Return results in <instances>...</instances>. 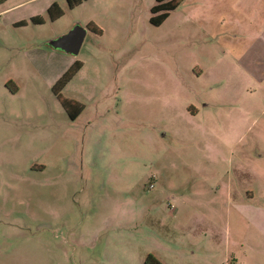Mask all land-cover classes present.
Here are the masks:
<instances>
[{
  "label": "rangeland",
  "instance_id": "1",
  "mask_svg": "<svg viewBox=\"0 0 264 264\" xmlns=\"http://www.w3.org/2000/svg\"><path fill=\"white\" fill-rule=\"evenodd\" d=\"M58 3L0 14V264H264V0Z\"/></svg>",
  "mask_w": 264,
  "mask_h": 264
},
{
  "label": "trees",
  "instance_id": "2",
  "mask_svg": "<svg viewBox=\"0 0 264 264\" xmlns=\"http://www.w3.org/2000/svg\"><path fill=\"white\" fill-rule=\"evenodd\" d=\"M3 0H0V2ZM83 0H67V3L70 7L77 5ZM183 0H155L154 5L151 7L150 12V22L153 25H160L169 15V13L177 8L179 4ZM57 12L56 14H54ZM47 13L54 18H58L62 15L61 11L57 8L55 4L51 5L48 8ZM32 22L40 23V20L37 19H31ZM24 22H19L17 25H23ZM89 29H92L96 32H99L100 29L93 23H90L88 26ZM81 67L80 62H75L74 65H72L67 71H65L62 76L53 84L52 89L54 93L59 98L62 106L65 108V110L68 111L71 118H75L77 115H79L81 111V107L76 105V103L73 100L63 98L61 96V93H59V89H62L66 82L73 76V74L78 71ZM76 106V107H75ZM145 264H162L154 255L148 254L145 258Z\"/></svg>",
  "mask_w": 264,
  "mask_h": 264
},
{
  "label": "crops",
  "instance_id": "3",
  "mask_svg": "<svg viewBox=\"0 0 264 264\" xmlns=\"http://www.w3.org/2000/svg\"><path fill=\"white\" fill-rule=\"evenodd\" d=\"M53 4L57 8L60 7L58 0H3L0 2V14L9 15L10 18H13L11 21L13 26H27L29 22H32L31 19L41 21L42 14L47 13L48 8ZM19 22H24V24L17 25Z\"/></svg>",
  "mask_w": 264,
  "mask_h": 264
},
{
  "label": "water",
  "instance_id": "4",
  "mask_svg": "<svg viewBox=\"0 0 264 264\" xmlns=\"http://www.w3.org/2000/svg\"><path fill=\"white\" fill-rule=\"evenodd\" d=\"M86 33L87 28L77 24L66 33L50 40L49 45L53 48L76 55L83 44Z\"/></svg>",
  "mask_w": 264,
  "mask_h": 264
}]
</instances>
